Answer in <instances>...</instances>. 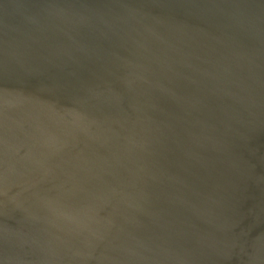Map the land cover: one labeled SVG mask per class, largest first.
<instances>
[{
    "label": "water",
    "instance_id": "water-1",
    "mask_svg": "<svg viewBox=\"0 0 264 264\" xmlns=\"http://www.w3.org/2000/svg\"><path fill=\"white\" fill-rule=\"evenodd\" d=\"M0 264H264V0H0Z\"/></svg>",
    "mask_w": 264,
    "mask_h": 264
}]
</instances>
